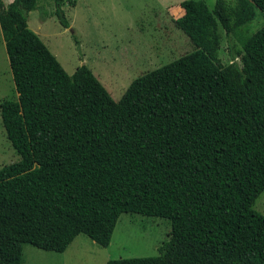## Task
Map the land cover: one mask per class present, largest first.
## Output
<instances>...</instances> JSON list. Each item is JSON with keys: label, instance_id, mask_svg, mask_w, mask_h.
Wrapping results in <instances>:
<instances>
[{"label": "trees", "instance_id": "trees-1", "mask_svg": "<svg viewBox=\"0 0 264 264\" xmlns=\"http://www.w3.org/2000/svg\"><path fill=\"white\" fill-rule=\"evenodd\" d=\"M70 28L63 7L50 0ZM40 0H0V27L18 100L1 116L19 162L0 169V264L23 246L64 253L80 235L110 244L120 216L168 219L153 258L108 264H264V26L243 42V72L216 58L226 0L185 1L177 26L195 50L134 80L115 101L93 71L69 75L29 28ZM264 14L240 0L237 26Z\"/></svg>", "mask_w": 264, "mask_h": 264}, {"label": "rangeland", "instance_id": "rangeland-1", "mask_svg": "<svg viewBox=\"0 0 264 264\" xmlns=\"http://www.w3.org/2000/svg\"><path fill=\"white\" fill-rule=\"evenodd\" d=\"M3 1V0H2ZM63 7L70 28L55 15V4L40 0L28 16L29 28L47 45L69 75L86 65L115 101L131 83L195 50L189 36L177 26L185 15L181 4L189 0H75ZM214 9L216 0H195ZM240 0H226L234 31L227 35L220 24L213 32L218 41L217 60L226 68L243 72V42L264 26V14L237 26L234 10ZM4 2V1H3ZM6 5V4H5ZM18 100L6 44L0 27V105ZM21 159L8 139L0 109V169ZM264 215V193L254 205ZM168 219L141 214L120 216L110 244L103 247L80 235L64 253L23 246L22 264H108L113 260L158 257L169 240Z\"/></svg>", "mask_w": 264, "mask_h": 264}, {"label": "crops", "instance_id": "crops-1", "mask_svg": "<svg viewBox=\"0 0 264 264\" xmlns=\"http://www.w3.org/2000/svg\"><path fill=\"white\" fill-rule=\"evenodd\" d=\"M3 1H4V3H5L6 5H9V4L13 3L14 0H3ZM77 238H78V237H77ZM77 238H76V239H77ZM76 239H75V240H76ZM75 240H74V242H75ZM74 242H73V243H74ZM73 243H72V244H73ZM72 244H71V245H72ZM71 245H70V246H71Z\"/></svg>", "mask_w": 264, "mask_h": 264}]
</instances>
